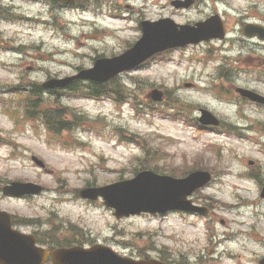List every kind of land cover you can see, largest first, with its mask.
<instances>
[{
    "label": "rangeland",
    "instance_id": "obj_1",
    "mask_svg": "<svg viewBox=\"0 0 264 264\" xmlns=\"http://www.w3.org/2000/svg\"><path fill=\"white\" fill-rule=\"evenodd\" d=\"M170 1L88 0L82 11L58 14L24 0L3 3L9 6L0 16V210L16 217L23 233L47 231L59 245L98 243L132 259L259 264L264 258V199L259 196L264 107L241 102L232 85L264 96V44L244 39L238 23L250 19L264 26V0L219 2L216 9L228 26L226 40L158 55L107 83L111 97H80L77 92L85 89L78 84L72 93L61 92L72 96L62 103L59 97L43 96L45 106L29 94L51 78L91 68L97 57L121 54L140 37L141 20L170 18L187 24L212 12L206 0V7L172 16ZM257 75L262 77L257 80ZM153 89L164 93L162 102L146 98ZM199 108L237 130L192 126ZM55 111H62L68 129L53 133L43 126L42 113ZM32 156L47 171L36 167ZM141 168L176 177L192 169L209 171L213 181L193 200L211 213L116 220L101 200L77 195L87 183L103 187L131 179L133 170ZM251 171L255 181L246 176ZM11 181L35 183L44 192L20 199L2 196V187Z\"/></svg>",
    "mask_w": 264,
    "mask_h": 264
},
{
    "label": "water",
    "instance_id": "obj_2",
    "mask_svg": "<svg viewBox=\"0 0 264 264\" xmlns=\"http://www.w3.org/2000/svg\"><path fill=\"white\" fill-rule=\"evenodd\" d=\"M159 22L153 25H145L143 37L129 51L118 58L111 60H98L94 69L81 72L75 78H87L97 82H104L116 74L134 68L138 64L151 57L153 54L168 48L182 46L190 42H198L203 33L197 35H184L173 40L166 36L163 25ZM184 33L186 28L182 29ZM258 34L264 38V33L247 30V35ZM74 78V79H75ZM67 81H51L45 87L53 88L63 86ZM254 101L264 102L261 98L247 91H239ZM153 100H159L156 92L151 94ZM202 124L216 123L206 112H202L200 119ZM35 160V159H34ZM41 165L39 162H37ZM210 180L207 173L197 172L185 179L175 180L168 177H159L150 172L138 174L133 180L114 184L103 189H86L80 192L82 198L95 200L102 196L105 204L115 209L117 218L140 213L164 214L169 210H184L189 212H201V209L193 207L187 197L196 189L204 186ZM41 191L34 185L12 183L10 187L3 189L4 194L15 196L25 194H38ZM113 192L116 200L106 192ZM264 197V190L261 194ZM32 236H24L11 230L10 217L0 213V264H43L51 256L55 264H156L154 262H133L119 259L110 251L100 246H94L90 250L71 249L48 252L36 248ZM113 259H108L106 256ZM264 264V261L261 262Z\"/></svg>",
    "mask_w": 264,
    "mask_h": 264
},
{
    "label": "bare ground",
    "instance_id": "obj_3",
    "mask_svg": "<svg viewBox=\"0 0 264 264\" xmlns=\"http://www.w3.org/2000/svg\"><path fill=\"white\" fill-rule=\"evenodd\" d=\"M244 205H245V204H241V207H244ZM240 260H244V259H239V262H240ZM247 262H248V261H247ZM247 264H248V263H247Z\"/></svg>",
    "mask_w": 264,
    "mask_h": 264
},
{
    "label": "flooded vegetation",
    "instance_id": "obj_4",
    "mask_svg": "<svg viewBox=\"0 0 264 264\" xmlns=\"http://www.w3.org/2000/svg\"><path fill=\"white\" fill-rule=\"evenodd\" d=\"M50 2H52V0H49Z\"/></svg>",
    "mask_w": 264,
    "mask_h": 264
},
{
    "label": "trees",
    "instance_id": "obj_5",
    "mask_svg": "<svg viewBox=\"0 0 264 264\" xmlns=\"http://www.w3.org/2000/svg\"><path fill=\"white\" fill-rule=\"evenodd\" d=\"M157 172V171H156Z\"/></svg>",
    "mask_w": 264,
    "mask_h": 264
}]
</instances>
